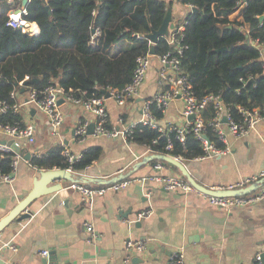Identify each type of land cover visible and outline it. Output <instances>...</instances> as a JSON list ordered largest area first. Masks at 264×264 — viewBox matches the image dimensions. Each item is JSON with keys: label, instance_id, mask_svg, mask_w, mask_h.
<instances>
[{"label": "crops", "instance_id": "crops-1", "mask_svg": "<svg viewBox=\"0 0 264 264\" xmlns=\"http://www.w3.org/2000/svg\"><path fill=\"white\" fill-rule=\"evenodd\" d=\"M176 6L173 20L177 23L185 17L188 7L177 2ZM161 88L159 65L154 60L140 96L134 102L120 106L113 97L107 96L109 124L118 127L140 119L143 98ZM61 107L65 120L58 130L50 126L44 111L27 104L29 114L25 119L36 126V141L24 149L25 153H45L59 143L77 153L100 145L101 156L75 174L79 178L105 179L127 172L151 154L147 148L120 137L92 134L80 142L72 130L79 120L93 122L94 115L68 102H63ZM25 108L22 107L23 114ZM182 108V100H173L160 124L166 127L181 122ZM227 138L229 150L223 154L206 159H182L191 174L208 187L233 186L264 170V120L248 136L236 138L228 132ZM149 162L131 178L151 176L155 163ZM165 165L163 173L182 176L176 168ZM36 174L35 168L21 162L16 181L11 185L0 184V218L30 192ZM62 183L64 189L31 204L33 214L20 221L22 229L16 230L7 249L0 251L5 264H168L172 252L181 247L187 264H251L257 252L264 253V199L251 208L225 210L212 207L205 196L195 191L168 190L147 179L134 180L118 190L107 188L91 202L70 187V182L62 180ZM88 183L94 186L96 182ZM143 210L151 213L136 219ZM87 221L93 223L95 237L85 228ZM129 239L145 241L147 248L135 252L126 263L125 244ZM44 250H49V256L42 253Z\"/></svg>", "mask_w": 264, "mask_h": 264}, {"label": "trees", "instance_id": "trees-1", "mask_svg": "<svg viewBox=\"0 0 264 264\" xmlns=\"http://www.w3.org/2000/svg\"><path fill=\"white\" fill-rule=\"evenodd\" d=\"M175 1L198 8L185 14L182 43L187 47L181 58L195 94L199 98L219 94L238 120V106L260 108L264 115V62L252 43L253 39L264 43V20L260 19L264 0H29L24 17L39 24L37 35L7 25L9 4L0 0V98L12 101L11 91L26 76L38 89L54 80L77 96L83 92L100 95L108 87L123 88L133 78L137 57L151 49L147 34L162 25ZM95 29L99 34L93 39ZM124 39L133 40L134 46L114 52L113 47ZM224 46L227 50L217 51ZM170 50L173 46L161 36L155 44L156 54ZM34 78L39 82H33ZM153 113L158 119L164 116L155 107ZM202 113L210 120L215 108L208 104ZM18 121L23 122L20 114L0 113V122ZM207 134L216 140L213 131ZM169 140L173 143L171 150L166 149ZM129 141L151 147L152 153L180 155L183 160L204 154L202 143L192 133L182 143L169 127L160 131L143 122L134 127ZM217 144L225 146L219 140ZM63 149V144H54L45 153L34 154L31 162L43 170L67 168ZM81 153L72 164L76 171L85 170L97 160L102 147L92 145ZM10 164V154L0 155L2 171L10 172ZM94 186L105 185L96 182Z\"/></svg>", "mask_w": 264, "mask_h": 264}, {"label": "built area", "instance_id": "built-area-1", "mask_svg": "<svg viewBox=\"0 0 264 264\" xmlns=\"http://www.w3.org/2000/svg\"><path fill=\"white\" fill-rule=\"evenodd\" d=\"M6 2L9 4V9L7 10V25L18 28L29 35L39 34V24L36 21L28 20L24 17V15L27 14V6H22L21 0H6ZM186 6L188 7V11L193 10L194 8L191 4H186ZM234 13H238V11ZM237 18L239 19L240 16H237ZM185 24V20L177 23L175 22V27L170 30V34L166 37L169 44L173 46V50L163 54H151L149 51L147 54L138 56L132 80L123 88L108 87L105 89L120 106H125L129 102H134L135 98L140 96L142 86L149 75V69L153 61L156 60L159 65V80L162 88L152 95L143 98L141 106L142 117L129 125L117 127L109 124L106 93L101 91L100 95H86V92H83L81 95L77 96L72 93L73 90L68 92L62 86L58 87V83H55L54 80L50 81L42 89H38L33 84L29 83L30 77L26 76L19 82V87L11 91L10 99L12 101L0 98V113L14 112L20 114L23 121L13 123L0 122V155H11L10 172H4L0 169V184L11 185L16 181L21 162L29 164L37 171L40 170L31 162L34 154H38V152H33L31 154L24 152V149H27L36 141V126L34 123L25 119L26 114H29L27 109V104L29 103L38 106L44 111L49 118L50 126L53 129H57L65 120L61 107L62 103H60V100L63 99L64 102L80 106L94 115L93 122L95 128L93 135H103L109 138L120 137L128 143H130L129 138L132 136L134 127L139 122L148 124L152 128H157L160 131L169 127L176 132L177 139L182 143H185L187 134L192 133L198 140H200L204 150V154L195 159L211 158L227 152L229 150L227 138L228 132L236 138L248 136L254 129H256L257 125L264 120V115L260 108L238 106L241 116L238 120L232 115L231 107L224 102L219 94L212 93L202 98H199L195 94L193 85L181 66V58L184 49L187 47L182 43ZM242 28L249 32L247 27L243 26ZM98 34V29H95L93 39ZM133 36L138 38L143 37L140 33H133ZM150 43L152 44L151 41ZM252 43L260 51L261 58L264 62V43L260 42L258 39H253ZM22 88H25L24 92L21 91ZM22 95L25 97H21ZM175 99H180L183 102V120L178 123H170L164 127L160 124V119H158L153 113V108L155 107L164 113L170 103ZM208 104H212L215 108V115L210 120H206L202 113ZM22 107H26L24 114L22 113ZM192 116L193 118H191ZM224 116H226L227 121H223ZM90 124L89 120H79L77 122L75 126V135L80 142H84L89 135L88 128ZM209 131L214 132L216 140L209 138L207 134ZM10 139L13 141L10 142ZM217 140L222 142L225 146L219 147ZM166 149H173V143L171 140L168 141ZM147 151L152 153L151 147H148ZM62 154L69 162V166L65 169L76 173L77 171L73 169L72 164L81 158L82 153L74 152L69 146L64 145ZM174 157L181 160L183 159L180 155ZM165 169V163L159 161L153 165V174L148 177L143 176L134 179L127 178L115 182L109 187L89 186L83 182H73L70 184V187L78 190L85 200L91 202L95 196L104 194L107 191V188L118 190L127 186L134 180L143 182L147 179L155 181L168 190L182 191L184 193L195 191L205 196L212 207L225 210H232L234 208H251L257 202L264 199V170L259 174L247 177L237 184L230 186V188H240L258 183L259 187L248 194L238 196H215L197 190L183 176H174L169 173H163ZM150 213V210H143L137 214L136 219H141ZM131 221L132 220L129 222ZM134 221L135 219L133 222ZM85 228L93 237H95L96 232L92 222H85ZM146 248L147 243L145 241L134 239L127 240L125 244L124 261L126 263L130 262L135 252H143ZM42 253L45 256H49L50 254L49 250H44ZM168 264H187L183 247L177 248L172 252ZM251 264H264L263 252H257Z\"/></svg>", "mask_w": 264, "mask_h": 264}, {"label": "water", "instance_id": "water-1", "mask_svg": "<svg viewBox=\"0 0 264 264\" xmlns=\"http://www.w3.org/2000/svg\"><path fill=\"white\" fill-rule=\"evenodd\" d=\"M28 0L22 1V6H27ZM197 7H194L193 10H197ZM261 20H264V15L260 17ZM175 27V22L173 20V12L172 8L170 7L167 10V14L163 20L162 25L149 33L147 37L152 42V46L150 49L151 54H155V44L159 40L161 36L167 37L170 34V30ZM227 50V47L224 46L219 48L217 51H224ZM33 82H39V78H34ZM58 87L60 85L58 84ZM22 92L25 91V88L21 89ZM103 93H106V96H110V94L105 90H101ZM63 99L60 100V103H63ZM193 118V116L191 117ZM223 121H227L226 116L223 117ZM95 124L91 122L88 128V134L92 135L94 133ZM59 130V128H58ZM72 133L75 134V128L72 130ZM5 141V140H2ZM67 143V141H65ZM152 160H160L170 163L178 168L180 173L199 191L208 194V195H215V196H238L248 194L252 190H255L259 187L258 183L251 184L245 187L240 188H230L229 187H208L202 184L200 181L197 180L195 176L191 174V172L186 167V161L178 159L170 154L166 153H151L147 154L143 157L142 160L136 162L130 170L127 172L120 173L110 179L105 178H79L76 174L70 170L65 168H53V169H46V170H38L37 174L34 178L33 187L30 192L22 198L8 213H6L2 218H0V251H4L7 249V243L13 238L14 233L16 230L22 229L23 225L20 221L30 218L33 214V210L30 208L31 204L38 198L52 194L55 192H59L60 190L64 189L65 186L62 183V180L68 181L70 183L73 182H98L100 184H113L115 182H119L121 180L127 179V177L132 176L140 167L147 164L149 161ZM20 222V223H18ZM3 253V252H2ZM0 254V264H5V260L2 257L3 254ZM264 256V253H263ZM138 257V256H137ZM139 258V257H138ZM136 259V258H135ZM133 259V260H135ZM143 261L141 258H139Z\"/></svg>", "mask_w": 264, "mask_h": 264}, {"label": "rangeland", "instance_id": "rangeland-1", "mask_svg": "<svg viewBox=\"0 0 264 264\" xmlns=\"http://www.w3.org/2000/svg\"><path fill=\"white\" fill-rule=\"evenodd\" d=\"M179 4V3H178ZM175 7V9H174ZM176 1L174 2V4L172 5V12L173 10H176ZM183 18L179 19L178 21L181 22L184 20V15L182 16ZM134 46V41L131 40V39H124L122 41H120L119 43H117L114 47H113V51L116 52L118 51L119 49H127V48H130Z\"/></svg>", "mask_w": 264, "mask_h": 264}]
</instances>
